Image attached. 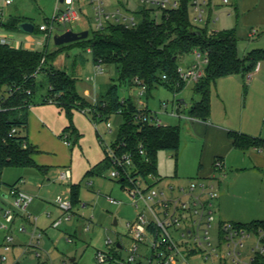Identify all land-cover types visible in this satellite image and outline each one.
I'll list each match as a JSON object with an SVG mask.
<instances>
[{"label": "rangeland", "instance_id": "1", "mask_svg": "<svg viewBox=\"0 0 264 264\" xmlns=\"http://www.w3.org/2000/svg\"><path fill=\"white\" fill-rule=\"evenodd\" d=\"M5 1L0 0V9L4 10V19H7L0 25V36L22 40L23 48L34 51L46 49L54 54L44 66L61 70L73 77L75 91L88 103H98L107 88L117 82L119 72L115 64L103 63L98 68L90 51L81 43H77L79 40L61 45H56L53 41L55 34L67 29L88 30L89 36L91 35L96 29V21L90 0H74L76 4L83 3L81 19L64 25L55 23L47 40L44 32L38 30V25L51 19L56 0H9L7 4ZM102 1L105 11L118 8L126 14H133L138 21L141 18L138 11L142 8L151 9V16L159 21L164 9L160 5L161 1L167 2V8H170L174 1L180 2L147 0L144 4L141 0ZM198 2L203 10L202 19H194L196 11L191 0H188L190 22L205 29L207 33L232 30L237 38L239 58H243L252 49L264 48V0ZM64 7L65 4H58L59 9ZM24 21L33 24L32 32L27 33L18 27L7 26L9 22H16L18 25ZM37 40L44 43L36 44ZM185 59L182 64L189 65L193 55L180 56L179 63ZM35 83L36 90L28 109V121L30 138L36 142L41 140L42 152L38 151L37 158L34 159L47 160L51 165L47 166L46 173L41 172L35 164L4 169L0 183V207H13L17 217L14 218L13 229L9 232L12 236L11 249L5 251L0 245V264L126 262L131 240L125 224L133 220L135 209L131 205L127 186L122 187L119 181L109 177L112 169L110 166L101 169L99 173L94 170V163L106 155L105 144L115 141L123 117L120 114H112L108 118L111 123L109 131L104 120H98L95 125L88 110L83 112L72 108L68 113L54 98L42 102V95L45 96L48 87L44 72L36 75ZM193 87L194 83L189 82L180 91L174 92L159 84L142 97L148 108L158 113L162 123L179 126L177 151L159 149L156 152L157 173L161 178L156 187L187 183L200 165H205L215 152L222 150L221 160L225 176L221 181L215 182L218 198L215 200L216 219L212 233L218 220L240 223L264 220V144L261 148L244 150L233 146L227 149L228 145L225 147V139L230 140L227 135L229 131L264 140V59L257 63L251 73L243 77L239 74L224 75L211 85L210 114L206 121H192L188 116L191 105L199 100V95L194 93ZM138 89V86H125L120 96H130L136 101ZM181 100L185 103L178 107V101ZM163 101L167 102L168 112L178 107L179 117L163 112L160 107ZM38 118L45 122L49 132L40 133ZM208 125L225 129V135L221 136L219 130L210 133L205 128ZM74 130L78 133L77 139H74ZM17 131L18 134L25 133L22 127L17 128ZM63 139L69 140L71 145H63ZM65 168L71 171V181H57L58 172ZM19 178L15 188L33 197L25 210L14 207L10 195L2 196L10 190L8 184ZM72 184L77 187L78 203L74 206L70 219L54 226L52 221L62 214L54 199L57 195H69ZM109 197L115 202L109 201ZM1 221L0 216V224ZM19 227H24V230H19ZM1 235L0 229V237ZM107 239L112 241L111 245L105 244ZM98 251L111 256L112 259L99 263L96 259ZM138 253L139 256L132 264H147L150 254L147 242L140 243ZM2 255L5 256L4 260L1 259ZM187 258L189 264H211L210 259L200 256Z\"/></svg>", "mask_w": 264, "mask_h": 264}, {"label": "trees", "instance_id": "2", "mask_svg": "<svg viewBox=\"0 0 264 264\" xmlns=\"http://www.w3.org/2000/svg\"><path fill=\"white\" fill-rule=\"evenodd\" d=\"M177 3L175 8L163 9L159 21L151 16V9L142 8L138 11L141 18L135 26L111 21L77 42L90 51L96 65L113 63L119 72L117 82L111 84L99 102L93 105L75 91L73 77L44 66L54 54L46 49L34 51L21 46L0 45V183L5 168L34 165L31 158L34 149L27 143L26 134H18V131L14 135L8 134L12 128L26 130V110L36 90L35 77L40 72H44L48 86L42 102L54 98L68 113L72 108L83 112L88 110L95 123L98 120L107 122L112 114H120L123 122L113 145L122 151H132L141 173L158 175L156 152L159 149L177 151L179 126L156 127L137 120L134 100L130 96L121 97V90L124 91L125 86H137L139 81L145 84L147 91L159 84L174 92L180 91L185 83L180 81L176 71L179 57L192 55L198 50L206 58V63L203 75L193 87L199 100L191 105L188 116L206 121L210 114L211 85L224 75L243 77L264 59V48L252 49L239 58L237 38L232 30L207 33L190 22L188 0ZM7 26L17 27V24L9 22ZM43 57V64H40ZM163 74L166 79L162 78ZM227 135L233 147L243 150L261 148L264 144V140L243 133L229 131ZM139 144L143 146V155L138 152ZM108 166L110 162L106 156L94 170L100 172ZM17 182L8 185L15 187ZM70 197L75 206L78 203L77 187L73 184ZM240 224L264 226V220Z\"/></svg>", "mask_w": 264, "mask_h": 264}, {"label": "built area", "instance_id": "3", "mask_svg": "<svg viewBox=\"0 0 264 264\" xmlns=\"http://www.w3.org/2000/svg\"><path fill=\"white\" fill-rule=\"evenodd\" d=\"M141 2L145 4L147 0H141ZM191 2L196 11L194 19H202L201 4L198 0H191ZM5 3H9V0H6ZM59 3L65 4V7L59 9ZM90 3L96 21V29H102L111 21L125 26H135L138 22L133 14H126L118 8L109 12L105 11L102 0H90ZM160 5L167 9L166 1H161ZM177 5V1H174L170 8H175ZM4 16V10L0 9V22ZM80 19L81 10L75 7L73 0H56L51 19L38 25V30L44 32L47 39L55 23L64 25L77 22ZM37 43L43 42L37 41ZM3 44L17 47L16 42L12 39L0 36V45ZM192 55L193 59L189 65L179 64L176 68L178 78L185 84L189 82L195 84L203 75L206 63V58L198 50L194 51ZM43 61L44 57L40 64H43ZM99 65L97 64L98 68H100ZM162 78L166 79V76L163 74ZM137 82L138 98L134 101L137 111L136 119L156 127L167 125L162 123L158 118V113L151 111L147 103L143 101L142 97L146 95L147 88L145 84ZM181 103L178 101V107ZM160 107L166 114L179 117L178 107L168 112V105L165 101L161 102ZM105 125L110 131L111 123L107 121ZM16 132L17 129L12 128L8 135H14ZM65 136L67 135L65 134ZM63 142L70 145L67 139H63ZM105 145L107 147L106 156L112 168L109 177L119 181L122 187L127 186L131 205L135 209L133 220L125 224L131 245L127 249L126 262L121 264L134 263L139 256L140 243L145 242H147L150 251L147 264H189L188 256L210 259L211 264H264V226H250L234 221L218 220L214 227V233H212L213 223L216 219L214 206L218 197L215 182L221 181L225 176L221 158H214L212 172L209 176H195L189 178L184 185L167 184L157 188L156 185L161 181L159 175L141 173L135 163L132 151H122L119 146H114L113 142ZM138 152L141 155L144 154L142 144H139ZM56 179L60 182H70V169L60 170ZM9 195L12 198V205L20 210H25L32 200L31 195L15 187L10 188ZM108 200L115 202L110 197ZM54 202L62 211L61 216L52 221V224L57 226L63 220L70 219L74 205L70 194L57 195ZM82 206H84L83 203ZM15 215L13 207L2 209L0 229L6 232L3 243L5 251L11 249L12 236L9 235V230ZM19 230H24V227H19ZM248 241L250 242L248 243ZM105 244L111 245L112 241L107 239ZM117 246L120 247V244L117 243ZM1 259L4 260L5 256H1ZM96 259L99 263H104L112 257L98 251Z\"/></svg>", "mask_w": 264, "mask_h": 264}, {"label": "crops", "instance_id": "4", "mask_svg": "<svg viewBox=\"0 0 264 264\" xmlns=\"http://www.w3.org/2000/svg\"><path fill=\"white\" fill-rule=\"evenodd\" d=\"M73 2H74V0H73ZM74 5H75V7H77V8H79L81 11L83 10V3L82 4H76L75 2H74ZM5 20H7V19H3L1 22H0V25L1 24H3V22L5 21ZM6 23V22H5ZM34 30V29H33ZM89 32V31H88ZM48 39V38H47ZM46 39V40H47ZM13 41H15L16 42V44L18 43V46H21L22 45V43H23V41L22 40H13ZM37 41H41V40H37ZM37 41H36V44H42V43H37ZM34 43V42H33ZM44 43V42H43ZM35 44V43H34ZM22 47V46H21ZM39 50H42V49H39ZM185 61H186V59L185 60H183L182 62H180L179 64H181V65H183V66H187V65H185V64H182L183 62L185 63ZM192 61V60H191ZM189 64V63H188ZM42 97H43V95H42ZM181 102L182 103H185L184 102V100H181ZM31 103H32V99H31V101H30V103H29V106H28V108H27V110H26V120H27V126H26V130H25V134H26V136H27V143L30 145V146H32V148L34 149V151L31 153V158H32V161H33V163L36 165V167H39L40 168V170H41V172H44V173H46V171H47V166H50L51 164V162H49V161H47V160H43V159H41V158H39V159H37L36 161H35V159L37 158L36 156V153L38 152V151H41L42 152V150H40V143H41V140H38L37 142H36V140H34V139H32V138H30V123H29V121H28V109H29V107H30V105H31ZM148 105V104H147ZM195 120H197V119H192V121H195ZM38 125H39V128H40V133H47V132H49V128H48V126L45 124V122L41 119V118H38ZM210 133H211V131H212V133H214V132H216V131H218L219 130V132H220V134H221V136L224 134L225 135V132H226V130L225 129H223V128H216V127H213L212 125H208L207 127H205ZM73 134H74V139H77V137H78V133L74 130L73 131ZM227 138V137H226ZM40 141V142H39ZM62 143H63V145H65L66 147H69L70 145H66L64 142H63V140H62ZM227 145H228V147H227ZM229 146H232V144L230 143V140L229 139H225V147H227V149L229 148ZM223 151L221 150V151H219V152H215V154L213 155V157H211L210 158V160L209 161H207V163L205 162V165H200L199 167V169L196 171V173L195 174H192L194 177L195 176H203V177H205V176H209L210 174H211V172H212V161H213V159L214 158H216V157H219V158H223ZM35 155V156H34ZM34 157H35V159H34ZM106 157V155L104 156V158ZM104 158H99L95 163H94V165H97L99 162H101ZM6 169V168H5ZM71 172V171H70ZM97 173H99V172H97ZM193 176H191V177H193ZM190 177V178H191ZM19 180H20V178L18 179V180H16V181H14V182H12L11 184H13V183H15V182H19ZM71 181V180H70ZM17 184V183H16ZM184 184H186V183H184ZM183 184V185H184ZM180 185H182V184H180ZM23 192H25V191H23ZM27 193V192H26ZM3 197H10L9 196V191H8V193L7 194H3L2 195ZM218 198V197H217ZM12 199V198H11ZM32 199H33V197H32ZM32 201V200H31ZM28 206V205H27ZM5 207H11V206H5ZM4 207H0V216H1V220H2V209H3ZM27 208V207H26ZM14 209V208H13ZM19 214H21V213H19ZM22 215V214H21ZM59 216V215H58ZM17 217V216H16ZM15 217V218H16ZM23 218V217H22ZM25 219V218H24ZM15 221V220H14ZM14 221H13V223H14ZM2 222V221H1ZM13 223H12V225H13ZM12 229H13V227L11 226V228H10V230H9V232H11L12 231ZM2 230V229H1ZM5 231H3L2 230V235H1V237H0V245H2V247H3V243H4V235H5ZM3 256V255H2Z\"/></svg>", "mask_w": 264, "mask_h": 264}, {"label": "water", "instance_id": "5", "mask_svg": "<svg viewBox=\"0 0 264 264\" xmlns=\"http://www.w3.org/2000/svg\"><path fill=\"white\" fill-rule=\"evenodd\" d=\"M17 27L27 33L32 32L34 29L33 24L28 21L20 22L17 25ZM88 33H89L88 30L73 31L72 29H67L60 34H55L53 36V41L56 45L71 43V42L85 39L88 36ZM114 224H115V221H114Z\"/></svg>", "mask_w": 264, "mask_h": 264}]
</instances>
